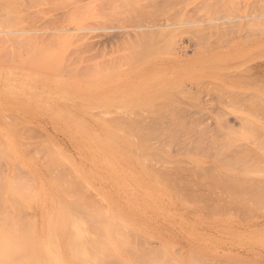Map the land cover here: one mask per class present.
<instances>
[{"label":"rangeland","instance_id":"obj_1","mask_svg":"<svg viewBox=\"0 0 264 264\" xmlns=\"http://www.w3.org/2000/svg\"><path fill=\"white\" fill-rule=\"evenodd\" d=\"M34 1L5 0L3 4L7 7L0 5L3 22L1 25L0 21V182L14 178L16 173L15 178L24 172L25 178L36 173L41 177L40 183L50 192L49 180L52 181L53 176L59 180L63 170L70 172L74 169V179L80 185L82 197L85 195L96 200L95 208L99 209V219L105 227L101 231L106 233L104 237L114 244L116 254L126 264H264V206H260L264 203L254 205L256 199L242 195L249 201L229 206L225 196L221 197V191L219 197L216 189V197L215 192L212 195L195 179L191 182V176L187 188L178 191L169 184L163 172L165 165H169L165 161L175 160L171 162L181 166L174 168L188 173L195 166L191 163L193 160L203 162L213 156L212 148L206 147L205 142L209 135L218 137L217 129L214 134V127L221 120L220 113L225 114L222 120L232 127L228 137L224 135L226 139L231 136L232 141L235 138L232 147L229 145L231 149L228 146L232 151L236 146H247L248 151L254 149L257 156H262L264 129L249 130L251 134H244L243 120L234 113H224L220 108L213 109L214 113L207 109L205 112L211 117L204 112L181 113L178 110L187 122L195 121L198 127L203 123L205 127L214 128L210 130L212 134H206L207 128L202 127L206 129L203 137H207L199 143H190V136L187 138L191 139L189 143L185 140L183 143L171 140L163 143L154 136L145 142L133 133L130 135L132 128L130 132L125 126V129H119L110 123L114 117L139 121L140 118L136 117H141L149 127L155 129L159 126L154 124L159 115L152 119L147 112L124 106L133 87L137 91L134 97L148 90L146 78L135 80L140 83L138 87L134 80L125 82L119 78L117 81H121L122 86H117L113 76L132 70H139L144 75L152 72L150 88L156 89L168 77L191 70L181 63L193 61L206 53L212 57L203 68H198L199 63L189 65L213 73L214 79L205 80L204 77L205 81L201 79V83L184 80L181 88L186 95L173 92L171 96L178 94L187 102L199 97V101L208 102V99L228 97L230 87L249 93L243 96V102H249L247 105L263 102L264 0H53V4L51 0ZM114 1L111 5L110 2ZM258 1L261 4L260 18L255 8ZM117 3L116 10L113 7ZM245 3L247 16L242 22L240 14ZM131 6L134 9L132 16L137 14V9L139 13L144 8L150 14L141 18L137 16L129 22L124 11ZM256 19H260L259 24ZM163 20L169 24L170 34L174 37L176 54L171 57L180 59L179 67L173 63L167 64L169 69L163 67L149 71L148 64L141 63L137 67L131 63V66L126 58L128 54L137 49L144 50L145 46L131 50L133 47L127 46L126 42L148 32L149 28L160 29ZM240 23L246 27L240 28ZM26 35H30L32 41L24 40L23 43ZM50 35L53 37L51 47L48 45ZM160 44L168 53L169 39L159 40ZM35 47H46L47 57L38 56ZM217 52L224 57L213 56ZM209 62L217 66L211 68ZM255 63L259 66L256 67ZM230 98V102H235L236 99ZM263 107H259L261 115L260 112L257 113L259 116L254 115L261 124L264 123ZM47 148L53 150L60 162L47 165ZM163 148L167 151V159L155 158L152 149ZM24 157L26 163L35 159L36 165L31 162V170L23 165ZM249 157H255V154ZM259 161L264 164L263 158L262 163ZM206 164L211 167L210 163H202L200 167ZM256 165L251 166L255 171L248 175L263 178L264 172L256 171ZM210 170L212 168H208ZM190 183L198 185H193L197 190L193 186L191 189ZM251 200H254L249 203L252 208L247 205ZM50 204L47 198L40 205L48 211ZM44 209L39 211L44 212Z\"/></svg>","mask_w":264,"mask_h":264},{"label":"bare ground","instance_id":"obj_2","mask_svg":"<svg viewBox=\"0 0 264 264\" xmlns=\"http://www.w3.org/2000/svg\"><path fill=\"white\" fill-rule=\"evenodd\" d=\"M4 1L5 0H0V5L4 6L3 4ZM51 1L53 4V0ZM256 1L257 0H255V2ZM34 2H37V1H34ZM115 2L116 1L110 2V4L115 3ZM8 4L10 3L8 2ZM130 4L132 5L133 2ZM118 5L119 4L117 3L116 7L114 6L113 8L114 9L116 8L117 10ZM126 5H128L127 2H126ZM132 6L131 8H129V10L131 9L130 11L127 9L126 11L128 12L124 11L128 16L129 22L133 21V18H136L137 16L141 18V17L146 16L147 14L148 15L150 14L149 12H146L144 8V10L140 9L141 11H139V13L137 9V14L132 16L131 12L132 10H134ZM246 6L247 4L245 3L243 6L244 8L242 9L241 14H240V16L242 17V19L240 20H242V22L244 20V17L247 16ZM4 7H7V6H4ZM255 8L257 11V17L260 18L259 14H260L261 4L259 3V1L257 5H255ZM132 14L134 13L132 12ZM209 14H207V16ZM71 17H73V15ZM256 20H258L257 24H259L260 19H256ZM1 25H3V22L1 23ZM168 25L169 24L166 25V22L163 20L161 21L160 29L154 31V28H149L148 29L149 33L148 32L143 33L140 36H137L136 38L134 37V39H131L128 42H126L128 44L127 46L131 45V47H133L131 50H134V49L136 50V47L138 46L139 48L141 46L142 47L145 46L144 50L141 47L142 49L141 51L140 49L139 51H137L138 50L137 49L135 52L132 51L133 53L129 52L130 53L128 54L129 56L126 57L128 62L130 64L131 63L136 64L137 67H139L141 63L148 64L149 67L147 66V69L149 68L150 69L149 71H151V69L158 70L159 68L169 69L167 64L172 65L173 63H175L176 67L180 65L181 62H178L180 60L179 58L176 59L177 57L175 55H174L175 57H171L173 56L172 54H176V49L174 50L173 48V45L175 44V40H174L173 35L170 34L171 31L169 30ZM244 25L245 24L240 23L239 27L244 28ZM5 28H8V27H5ZM9 34L10 33H8V35ZM9 37H11V35ZM29 37L27 35L26 37H23L22 42L25 43L24 40L25 41L30 40ZM166 38L169 39V43H170L168 50H167L169 54L166 52V48H163L161 44L159 45V40L166 39ZM12 40L13 39H11L10 41L11 43H12ZM156 43H158L157 46H156ZM48 45L49 47L53 45L52 36L49 39ZM33 47L34 46L30 48H33ZM36 49L38 50V54H39L38 56L47 57L46 47L36 48ZM198 51L201 52L202 49ZM219 55L221 56V58L224 57V55L220 52L213 54V56L215 57H218ZM211 57L212 56L210 54L206 53L204 56L197 57L193 61L189 60L185 62L184 64L181 63V65L183 66L186 65L187 67H190L191 70H189L187 73L168 77L167 79L163 80L156 89L150 88L152 72L148 73L147 75H144V73H140L139 70H132L129 72H125L123 74L120 73L118 75L113 76L112 78L116 79L115 83L117 86L121 84V81H119L120 83L117 81L120 79H122V81H125V82L126 81L131 82L133 80L134 81L137 80L138 78L140 79L146 78L147 83H148V86H147L148 90L147 91L143 90L140 96L134 97L135 95L133 94L136 91V88L133 87L129 91L128 95L126 96L128 103L127 105H124V106L130 109H136L139 111L147 112L152 119H156L159 115L158 119L154 123L159 126H157L155 129L152 127H149L147 124L144 123V120H142L141 117H136V119L140 118V121L135 120V118L122 120L119 117H116V118L114 117L110 119V123L119 129L124 128L123 126L127 127L130 132L132 130V132L130 133L131 136L133 133L134 135H137V137H139L140 140H143L145 142L150 141L148 139L150 136H152V138L154 136V138H156L159 142H163V143H166L168 140L178 141V142L181 141L182 143L185 140L186 142L189 143V140L191 141V139H187V138L190 136L189 138H192V141L190 143H194V142L199 143L201 141H204L205 138L207 137V136L203 137L205 135L204 130H206L204 128H207L208 130L209 126L205 127L204 126L205 124L202 123L203 126L200 124L201 126L199 125L198 127L197 126L198 124H196L195 121L187 122V120H184V118H182L181 115L178 114V110L181 113L182 112L190 113L192 111H198L200 113L204 112L206 114L208 113V112H205L207 109H209L212 112L213 109L216 111L218 110L217 108H220V110L223 111L224 113L226 114L234 113V115L236 114L235 116L240 117L241 121L243 120L242 126H243V129L245 128L244 134L245 133L251 134V132L248 133L249 130L250 131L253 130V132L254 131L256 132V129L257 130L264 129V123L262 122L263 124H261L254 118V115H256L258 112H260V115H261L262 110L260 111L259 107L264 105L263 103L264 101L263 102L260 101L261 104L260 102L259 104L258 102H256L255 105L254 103L251 102L255 106V108H253L252 104L247 105L249 102L247 103L246 101L243 102V96L244 95L246 96V94L247 95L249 94L248 92L247 93L245 92L246 90L244 91L242 89V91H239L237 90V88L235 89L233 86L232 88L234 89H230V87L228 86L229 89H228V93L226 94L228 95V97L221 98L219 100L208 99L209 100L208 102L203 101V100L199 101V97H196L195 100L192 99V101L187 102V100L182 97L186 95L183 93V89H182L183 88L182 86H184L182 84L184 80H192L197 83H201L205 80L214 79L213 73H210V72L206 73V72H203L202 69L197 70L196 68L189 65V64L194 65V64L199 63L200 65L199 66L197 65L198 68H203L204 67L203 64H205V62H208L211 59ZM215 60L217 61V59ZM209 63L212 64L211 68H215V66H217V65L213 66L214 63H211V62ZM258 66L259 65L257 64L256 67ZM258 69L260 70V67ZM204 77H206L205 80L203 79ZM201 79H203V81ZM135 85L136 87H138L140 83L135 81ZM173 92H177L178 94L182 96L178 94H175V97L173 95L171 96ZM236 92H237V95L236 96L234 95L236 97L235 98L233 97V93L236 94ZM240 92H243L244 94H241ZM257 93H259V91H257ZM240 96H242V99ZM229 98L230 99L233 98L234 100L236 99L239 101V103L238 101L235 100L237 104L236 106H234L233 104L235 102L233 100H231L230 102L228 100ZM239 99H241L243 103H246V105L242 104V102ZM186 103H188L187 107H185ZM250 113L253 116H249L248 114ZM224 115L223 113L222 115L220 113L221 120L217 122V124L214 127L215 129L212 127L211 128L209 127L210 129L208 130V133L206 130V134H209L212 132V131L210 132V130L214 129V134H216L215 130L217 129L216 131L219 132V133L217 132V135L218 134L220 135V137L219 135L217 137L216 135H213L211 133L213 137L209 135V137L206 138V142H205L207 143L206 147L209 146L210 148H212L211 151H213V153L211 151L210 152L213 154V156H210V158L203 159L202 160L203 162H201L200 160H193L191 163L195 164L194 166L195 168L192 166L193 168L190 169L192 171H189L188 173L186 172L183 173L182 171H179L180 168H174L175 166H181V164H174L173 162H171L175 160L165 161L166 164L167 163L169 164V165H165V168L163 169V172L167 175V181L169 182L170 185L171 184L174 185L176 189L178 188V191H179V189H181L182 187L187 188L189 184V180L193 178L191 182L195 179L196 181L195 180L194 181L197 182L199 186L203 185L204 187H207L210 190L208 191L212 192V195H214L213 192H215V195H216V191H217L216 189H218L219 193H217V195L220 197L221 196L220 191H221V194L223 195L221 197L224 198L225 196V198L227 199L226 203L230 204L229 206H231L232 203L237 205V203L239 204L242 201L244 202L245 199L244 197L242 198V195L247 196L248 199L249 198L254 199V200L256 199L255 200L256 202H254V200L253 201L251 200V202H247L248 203L247 205H249V203H252V202H254L253 203L254 205L255 203H260V204L261 202L264 203V177L263 178L259 177L260 178L259 179L258 177L256 178V177H252L251 175H248V173L252 174L253 170L255 171V168L251 169V166L253 165L255 166L256 164H257L256 171L264 172V168L262 167L264 166V164L262 163L264 162L262 161V158L264 159V154H262L263 157L261 156V154L260 156L259 155L257 156L256 154L257 152L254 149L248 151L249 148L247 146L246 148L242 146L240 147L236 146L237 148H234L233 151L230 150L232 145L234 144L233 142L235 138H233V141L230 138L231 136L227 138L229 140L226 139V137H228V133L231 132L232 127L230 128L229 123L227 121L225 122L224 120H222V118L225 117ZM207 116L211 117L209 113L207 114ZM257 116H259V114H257ZM216 119H218V117ZM260 119H262V117ZM202 127L204 128L202 129ZM232 132L234 131L232 130ZM193 133H197L198 135L199 134L201 135L196 136ZM125 134L127 133L125 132ZM105 145L106 143H104V146ZM228 146L230 147V149ZM153 147L155 148V146ZM235 149H237L238 151L236 150L235 152ZM152 150H153V156L155 158H159L163 160L167 159V151L164 148L163 149H152ZM152 150H150V152ZM228 152L230 153L232 152L233 154L231 155ZM253 153L255 154V157H249V156H253L254 155ZM46 157L48 159V162L46 161L48 166L50 165L53 166V164L60 162L59 157L55 154L53 155V150L50 148H47ZM259 157H262L260 158L261 160L259 159ZM22 159H23L22 160L23 165L25 167L28 166V169L30 168L32 164H34V162H36L34 159V161L31 160V162H33L32 164L31 162L26 163L25 157ZM250 161L251 163H249ZM258 161L259 162L262 161L261 162L262 164L258 163ZM202 163H210L211 167H209L210 165L208 164H206L208 165L207 168H206V165H204L205 168H203L204 166L200 167ZM15 164L17 166V163ZM241 165L243 167H241ZM237 167L238 169H234ZM239 167L242 170H240ZM208 168L210 169L212 168L213 171L212 170L208 171ZM29 171H28V174L30 173ZM33 172L34 171L32 170V174H34ZM200 172L202 173L200 174ZM25 173L26 172L21 174L20 177H16V178L15 176L17 175V173L16 175L13 174L15 175L14 178H12L13 177L12 176L11 178L4 179V181L1 180L0 182V264H126L123 261V259L121 260L119 256L116 254V249L113 247L114 244L111 243L106 237H104L106 236V233L101 231L105 229V227H104V223H102L99 219L100 218L99 209L95 208L96 200L95 199L91 200L85 195H83L82 197L80 185L74 179V176H75L74 169H71L70 172L68 170H63V172L60 174L59 180L55 178L54 176H53L52 181L48 179L50 183L49 185H51L50 192H49V188L45 187L42 184V182L40 183L39 181L41 178L40 176L37 177L36 173L35 175L32 176L30 173L31 176L29 175L28 178H25L24 176ZM193 185L195 184L192 183L190 188ZM198 185H195V187ZM200 189H203V188L201 187ZM47 198L51 202L50 208L48 211L45 210L42 205H40V204H43V202H45ZM207 199L208 198H206L205 201ZM217 199H220L221 201L223 200L222 198H217ZM209 201L210 199L208 200V202ZM245 201H249V200H245ZM215 203H218V202H215ZM221 203L222 202H219L220 205ZM224 203H225V200H224ZM243 205L247 208V205H245V203ZM243 205L241 204L242 207ZM257 206H259V204H257ZM260 206H264V205L262 204ZM250 207L252 208V204ZM213 208H217V207H213ZM39 209H44L47 213L45 214L44 213L45 211L42 212L41 210L39 211ZM254 210H255V207H254ZM39 215H40V220H39ZM43 233H45V235H43Z\"/></svg>","mask_w":264,"mask_h":264}]
</instances>
